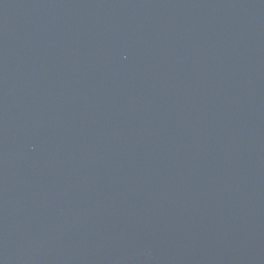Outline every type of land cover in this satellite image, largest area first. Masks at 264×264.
<instances>
[{"label": "water", "instance_id": "1", "mask_svg": "<svg viewBox=\"0 0 264 264\" xmlns=\"http://www.w3.org/2000/svg\"><path fill=\"white\" fill-rule=\"evenodd\" d=\"M0 264H264V0H0Z\"/></svg>", "mask_w": 264, "mask_h": 264}]
</instances>
